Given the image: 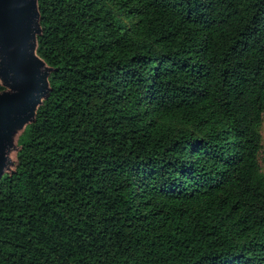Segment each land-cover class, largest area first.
Instances as JSON below:
<instances>
[{
	"label": "trees",
	"instance_id": "obj_1",
	"mask_svg": "<svg viewBox=\"0 0 264 264\" xmlns=\"http://www.w3.org/2000/svg\"><path fill=\"white\" fill-rule=\"evenodd\" d=\"M36 7L0 264H264V0Z\"/></svg>",
	"mask_w": 264,
	"mask_h": 264
},
{
	"label": "water",
	"instance_id": "obj_2",
	"mask_svg": "<svg viewBox=\"0 0 264 264\" xmlns=\"http://www.w3.org/2000/svg\"><path fill=\"white\" fill-rule=\"evenodd\" d=\"M36 0H0V177L16 149L15 135L47 92L49 68L36 54Z\"/></svg>",
	"mask_w": 264,
	"mask_h": 264
},
{
	"label": "rangeland",
	"instance_id": "obj_3",
	"mask_svg": "<svg viewBox=\"0 0 264 264\" xmlns=\"http://www.w3.org/2000/svg\"><path fill=\"white\" fill-rule=\"evenodd\" d=\"M24 128L22 130H20V132L15 135V137H14L15 143H17L18 137L22 133ZM260 134H261V150H260L258 161H259L260 169L264 173V113H263V120H262V123L260 126ZM15 156H16L15 151H11L10 158H14Z\"/></svg>",
	"mask_w": 264,
	"mask_h": 264
}]
</instances>
